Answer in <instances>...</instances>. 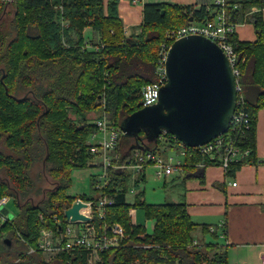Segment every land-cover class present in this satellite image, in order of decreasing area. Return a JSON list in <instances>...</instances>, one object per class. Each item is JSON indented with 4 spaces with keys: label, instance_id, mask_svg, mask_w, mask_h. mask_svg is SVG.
Returning a JSON list of instances; mask_svg holds the SVG:
<instances>
[{
    "label": "trees",
    "instance_id": "trees-1",
    "mask_svg": "<svg viewBox=\"0 0 264 264\" xmlns=\"http://www.w3.org/2000/svg\"><path fill=\"white\" fill-rule=\"evenodd\" d=\"M118 4V0H0V16L8 11L14 15L11 29L3 31L0 26V135L12 151L9 155L0 153V169L10 180L0 179V200L13 198L20 208L11 221L2 224L0 220V264H66V253L47 261L37 249L38 239L42 229H56L53 215L64 219L65 209L77 199L68 197L66 190L72 183V169L84 167L93 158L87 146L96 126L88 114L102 108L103 93L107 116L119 123L142 108V88L156 80L155 59L165 33L193 18L214 14L209 5L146 4L141 31L127 36ZM263 9L264 0H234L226 8L227 20L234 27L251 23L257 35L255 41H240L234 29L230 36L241 70L244 108L251 115V128L243 139V147H250L251 153L244 162L257 158L256 124L258 112L264 108ZM89 26L100 37L92 48H83ZM165 137L169 138V133L152 139L145 130L135 137L122 135L117 146L120 161L134 163L136 151L158 150ZM70 156L74 157L71 161ZM199 156L195 152L188 158L192 164L184 168L183 176L177 174L180 180L175 183L172 176L171 181H163L164 188L182 186L185 179L203 169L193 164ZM39 162L57 184L47 198L35 204L30 201L34 187L28 172ZM242 165L232 163L226 175L233 177ZM131 176L126 169L111 171L112 187L121 190L115 195L108 219L123 224L131 235L124 246L103 254V264H137L138 259H143L141 264H230L220 246L207 244L215 253L206 258L195 245L197 225L183 196L177 202L150 204L142 199L144 190H139L129 202ZM131 207L143 209L147 219L155 221L153 233H146L143 224H132ZM97 225L100 228L101 222ZM203 229L208 231L209 227ZM8 234L10 243L5 240ZM9 246L15 248L3 250ZM30 246L36 250L29 252Z\"/></svg>",
    "mask_w": 264,
    "mask_h": 264
},
{
    "label": "built area",
    "instance_id": "built-area-1",
    "mask_svg": "<svg viewBox=\"0 0 264 264\" xmlns=\"http://www.w3.org/2000/svg\"><path fill=\"white\" fill-rule=\"evenodd\" d=\"M3 1L14 2V0ZM233 1L213 0L212 4L208 6L209 11H214L211 17L193 18L186 25L168 30L155 59L156 80L142 88L143 107L157 103L160 99L161 88L167 82L166 62L173 43L188 35L206 36L224 50L235 75L237 103L229 130L200 146L185 145L175 135L164 131L160 138L164 133H169L170 137L162 139L164 144L158 150L136 151L134 163H131L130 160L121 162L120 155L117 153V146L119 139L124 135V131L121 123L107 116L105 93H103L101 98L103 111L99 117L94 118L93 123L96 130L88 139V151L93 155L92 160L89 161V166L96 170L91 176L93 188L90 191V199L78 198L74 201L86 204L80 208V213L87 220H72L66 216L64 219H60L58 215H53L56 229L44 228L41 230L38 250L44 254L55 256L59 253H66L69 256L66 264H83L82 261L85 264H103L105 252L125 245L131 234L126 232L123 224L108 219L109 210L116 202L115 195L121 190L119 187H112L111 171L114 169H126L132 172L129 194L135 197L141 190L140 186L146 180L147 168L154 169L153 175L157 180L165 181L174 174H182L184 168L192 164L188 162V158L193 157L195 152L199 153L200 158L193 164L202 168L219 164L227 171L234 162H240L243 165L250 163L244 162L249 157L251 148L243 147V139L245 133L251 128V115L244 108L246 100L240 84L241 70L237 64L238 55L235 46L230 41V36L234 33L235 27L227 20L226 16V8ZM66 22L63 19L64 26L67 25ZM92 47L93 41L85 40L83 48ZM96 49L99 50V45L96 46ZM175 146L179 148L182 159L168 152V149H173ZM10 200V197H4L0 200L2 224L13 219L1 210V206L6 207ZM136 211L137 208L135 207H131L129 211L134 226L138 225L136 224ZM40 217L42 220L44 219V215L41 214ZM98 221L101 222L100 228L97 225ZM220 226L223 227L224 223ZM211 229L214 232L217 230L216 227ZM224 233L225 231L222 230L221 235ZM197 244L195 241V245ZM35 250V247H29V252ZM261 262L264 264V252L261 256Z\"/></svg>",
    "mask_w": 264,
    "mask_h": 264
},
{
    "label": "crops",
    "instance_id": "crops-1",
    "mask_svg": "<svg viewBox=\"0 0 264 264\" xmlns=\"http://www.w3.org/2000/svg\"><path fill=\"white\" fill-rule=\"evenodd\" d=\"M110 0H105L107 3ZM120 17L127 36L141 31L144 23V6L155 3L193 4L197 7L210 5L213 0H118ZM256 10V8H254ZM264 16V9H263ZM235 32L240 41L252 42L257 39L254 25L239 23ZM86 37V32H85ZM256 159L246 163L228 177L219 165L198 170L194 176L185 179L176 191L173 187L172 201L183 196L187 211L197 225L194 231L197 240H207L227 252L230 264H262L264 252V108L260 109L256 124ZM179 174V173H178ZM183 176V174L181 175ZM180 178H175L177 183ZM177 181V182H176ZM235 183V184H234ZM169 189V190H171ZM143 199H146L143 196ZM167 199V198H166ZM143 224L146 232L154 231ZM224 223L223 227H219ZM216 227L215 233L203 229ZM225 233L221 235V231ZM207 235L210 237L207 239Z\"/></svg>",
    "mask_w": 264,
    "mask_h": 264
},
{
    "label": "water",
    "instance_id": "water-1",
    "mask_svg": "<svg viewBox=\"0 0 264 264\" xmlns=\"http://www.w3.org/2000/svg\"><path fill=\"white\" fill-rule=\"evenodd\" d=\"M166 73L159 101L122 120L125 136L135 137L145 130L157 139L168 131L185 145L200 146L229 130L237 103L236 80L228 56L215 41L197 34L176 40ZM82 206L86 204L74 202L65 216L87 220L80 213ZM1 210L12 217L5 206Z\"/></svg>",
    "mask_w": 264,
    "mask_h": 264
},
{
    "label": "rangeland",
    "instance_id": "rangeland-1",
    "mask_svg": "<svg viewBox=\"0 0 264 264\" xmlns=\"http://www.w3.org/2000/svg\"><path fill=\"white\" fill-rule=\"evenodd\" d=\"M13 16H14L13 12H9V11H8V13L4 14L2 17L0 16V26L3 28L2 29L3 31H7V30L11 29L10 22L12 21ZM85 32H86L85 40H90V41L92 40L95 42L100 37L99 32L94 30L93 27L92 28L90 26L86 27ZM100 90L101 89L98 88L97 92ZM102 111H103L102 108H98L94 112H90L88 114V118L90 119L89 121L93 120L92 122H94V118L99 117L102 114ZM70 116L77 118L76 115L73 113H71ZM162 144H164L163 141L161 142L160 146ZM11 152H12L11 149L9 147H7L5 144V136L0 135V153L3 155L4 154L9 155V154H12ZM168 152L170 154L175 155L177 158L182 159V155L179 152V148H176V146L173 149H168ZM117 153H118V151H117ZM1 154H0V158L3 159V156ZM72 158H74V157L70 156V161L72 160ZM1 165L2 164H0V166ZM89 165L90 164L87 163V165H85L84 167H74L72 169V173H71L72 183H71V186L66 190V195L68 197H74L77 199L78 198L90 199V191H91V188H93L91 176H92V174H94L96 172V170L93 167H90ZM28 174H29L30 182H31V184H33L32 187H34V193L31 197L30 201L32 203L39 204V203H41V201L43 199L48 197L49 192L54 190V188L56 187V184H57V180H55L53 177H51V175L48 173L47 169L45 168V166L42 165L41 162L36 163L31 168V170L28 172ZM153 174H154V169L153 168H147L146 180H145L144 184L140 186V189L144 190V198L146 199V202L150 203V204H160V203H164L166 201H171L172 193H176V192H172L173 188L171 190L165 189L164 185H163V180H157ZM176 176H177V174H174L171 179L176 178ZM0 179L10 182L9 178L6 175L5 170L2 168L0 169ZM171 179L169 181H171ZM170 186L171 185H169V188H170ZM179 187L180 186H177L174 188H176L175 190L177 191ZM37 190H39V191L36 192ZM133 200H134V196L132 194H129L128 195V201L132 202ZM22 201L27 202V198L22 199ZM6 207L8 208L9 213L12 214V218L17 217L20 214V208H19L18 203L16 202L15 199L11 198V200L9 201V203L7 204ZM146 218L147 217H146L143 209L137 208V220L141 221L143 223L145 222V223H147L148 227H151L152 221L151 220H145ZM16 222H17V220H16ZM208 230L212 234L215 233L214 231H212L211 228H209ZM144 235L145 234H142L141 236H144ZM209 237H210V235H207V239ZM5 238L10 239V234H8ZM197 239H199V238L197 237ZM197 239H195L198 243L197 246L202 250L204 256L206 258H212L214 256V253H215L214 249H210L207 246V244H214V243L211 242V240L207 241V240H201V238H200V240H197ZM190 247H192V246H190ZM13 248H15V246H13V247L9 246L7 249L4 248L3 250L4 251H12ZM55 257H56L55 255L45 254V259L47 261H51ZM4 258H7V256H4ZM142 260L143 259H138L135 261V263L141 264ZM204 264H208V263L205 262Z\"/></svg>",
    "mask_w": 264,
    "mask_h": 264
},
{
    "label": "bare ground",
    "instance_id": "bare-ground-1",
    "mask_svg": "<svg viewBox=\"0 0 264 264\" xmlns=\"http://www.w3.org/2000/svg\"><path fill=\"white\" fill-rule=\"evenodd\" d=\"M71 122V121H70ZM88 147V146H87ZM66 261V260H65Z\"/></svg>",
    "mask_w": 264,
    "mask_h": 264
}]
</instances>
